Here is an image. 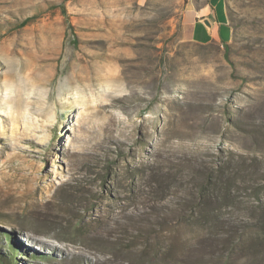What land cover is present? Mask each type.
<instances>
[{
	"label": "rangeland",
	"instance_id": "374dc122",
	"mask_svg": "<svg viewBox=\"0 0 264 264\" xmlns=\"http://www.w3.org/2000/svg\"><path fill=\"white\" fill-rule=\"evenodd\" d=\"M183 2L0 0L12 264H264V0L229 47Z\"/></svg>",
	"mask_w": 264,
	"mask_h": 264
},
{
	"label": "crops",
	"instance_id": "0c3cea01",
	"mask_svg": "<svg viewBox=\"0 0 264 264\" xmlns=\"http://www.w3.org/2000/svg\"><path fill=\"white\" fill-rule=\"evenodd\" d=\"M181 24L189 38L199 44L229 42L233 29L229 23L228 6L231 0H183ZM208 19L211 27L203 20Z\"/></svg>",
	"mask_w": 264,
	"mask_h": 264
},
{
	"label": "trees",
	"instance_id": "16d2710c",
	"mask_svg": "<svg viewBox=\"0 0 264 264\" xmlns=\"http://www.w3.org/2000/svg\"><path fill=\"white\" fill-rule=\"evenodd\" d=\"M60 7H61V10H62L63 14H66L65 4H60ZM35 17H36L35 14L25 17L24 19H22L20 22L17 23L16 27L20 28V27L25 26L26 24L31 22ZM229 23H230V26L232 27L233 24L230 22V15H229ZM212 43H214V41H212L210 43H207V44H201V45H210ZM224 43H225L226 47H229V43L228 42H224ZM12 246L15 248L13 243H12ZM1 255H0V264H3V263L12 264L11 261L14 258L12 253L8 254V255H2V256Z\"/></svg>",
	"mask_w": 264,
	"mask_h": 264
},
{
	"label": "water",
	"instance_id": "95a60500",
	"mask_svg": "<svg viewBox=\"0 0 264 264\" xmlns=\"http://www.w3.org/2000/svg\"><path fill=\"white\" fill-rule=\"evenodd\" d=\"M203 22L207 25V26H209V27H211V22L208 20V19H204L203 20Z\"/></svg>",
	"mask_w": 264,
	"mask_h": 264
},
{
	"label": "bare ground",
	"instance_id": "6f19581e",
	"mask_svg": "<svg viewBox=\"0 0 264 264\" xmlns=\"http://www.w3.org/2000/svg\"><path fill=\"white\" fill-rule=\"evenodd\" d=\"M55 247V246H54Z\"/></svg>",
	"mask_w": 264,
	"mask_h": 264
}]
</instances>
